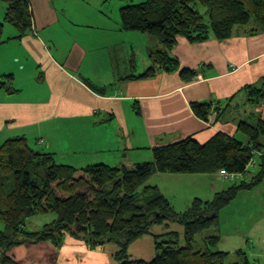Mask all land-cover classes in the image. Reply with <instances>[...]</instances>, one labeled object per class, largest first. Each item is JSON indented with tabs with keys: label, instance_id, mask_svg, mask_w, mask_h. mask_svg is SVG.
<instances>
[{
	"label": "crops",
	"instance_id": "crops-1",
	"mask_svg": "<svg viewBox=\"0 0 264 264\" xmlns=\"http://www.w3.org/2000/svg\"><path fill=\"white\" fill-rule=\"evenodd\" d=\"M91 1L28 0L31 30L18 39L14 27H3L0 77L9 75L12 80L0 91V144L21 136L34 149L53 153L61 165L130 169L152 162L155 148L186 138L205 144L223 133L246 143L247 138L237 131L238 124L254 123L256 118L264 121V102L250 104L243 92L264 79L263 33L248 35V28L236 27L227 40L197 44L178 37L170 54L180 68L196 72L194 79L185 82L178 72L136 79L152 66L149 55L161 49L160 44L145 34L121 30L119 10L130 2L121 7L117 4L112 13L106 10L110 0ZM135 39H140L138 47ZM210 102L225 108L221 117L210 115L205 122L194 116L191 103ZM39 140L44 141L43 146ZM260 170L252 167L250 180L240 184L250 185ZM176 178L201 187L200 191L181 192L174 188ZM233 185L218 173H155L138 191L143 196L149 188H156L175 212L182 213L195 198L212 201ZM246 196L253 199V214L247 211L249 201L240 200ZM236 217L246 221L242 227H249L232 228L244 239L246 249L255 244L264 249V176L256 186L236 193L208 235H219L217 231L223 228L226 231L228 221L238 226ZM36 219L28 222L32 231L45 224L37 219L36 227L32 223ZM173 233L182 244L180 225L152 226L129 246V257L151 260L155 239ZM254 249H249L250 255L257 256ZM116 252L113 243L89 251L82 242L65 236L59 247L51 242L24 244L13 247L8 256L17 264H118Z\"/></svg>",
	"mask_w": 264,
	"mask_h": 264
},
{
	"label": "trees",
	"instance_id": "trees-1",
	"mask_svg": "<svg viewBox=\"0 0 264 264\" xmlns=\"http://www.w3.org/2000/svg\"><path fill=\"white\" fill-rule=\"evenodd\" d=\"M1 1L6 11L0 22V45L5 42L4 24L17 30L18 39L32 28L28 0ZM119 18L122 31L145 34L161 46L149 55L152 66L136 79L153 78L157 72H178L183 81L190 82L196 72L180 68L170 54L177 38L190 44L224 41L234 35L236 27L248 28V35L264 34V0H142L122 6ZM11 80L9 75L0 77V91ZM243 92L250 104L263 103L264 79L261 85L247 86ZM190 108L205 122L210 115L221 117L225 110L217 102L191 103ZM237 131L247 138L246 143L223 133L205 144L186 138L155 148L152 162L130 169L102 164L84 168L61 165L53 153L32 148L24 137L5 140L0 146V222L4 225L0 231V264H17L8 256L15 246L51 242L59 247L65 236L97 245L115 244L118 252L114 260L118 264H225L228 253L216 248L218 237L209 236L208 230L218 225L220 211L239 190L256 186L264 176V121L240 122ZM38 143L44 145L43 140ZM254 153L259 154L256 169L261 170L250 185L235 184L209 202L195 198L182 213L175 212L156 188H149L143 196L138 191L155 173L225 171L237 175L228 180L232 182L252 169L248 165ZM50 214L54 218L38 231L27 228L34 217ZM168 222L183 228L182 244L176 233L167 234L160 241L155 239L151 260L129 257L128 248L134 241L147 235L152 226ZM199 240L202 246L197 244Z\"/></svg>",
	"mask_w": 264,
	"mask_h": 264
},
{
	"label": "rangeland",
	"instance_id": "rangeland-1",
	"mask_svg": "<svg viewBox=\"0 0 264 264\" xmlns=\"http://www.w3.org/2000/svg\"><path fill=\"white\" fill-rule=\"evenodd\" d=\"M91 2L95 3L96 1L93 0ZM124 2H130L131 3L130 0H110V4L106 7V10H108V11H110L112 13H114V12L116 13L117 4L121 7V5ZM133 2L136 3V2H138V0L137 1L134 0ZM94 3H91V4H94ZM5 11H6V5H5V3H3L0 0V22H2V23H3V18H4ZM4 27H13V26H11L9 24H5ZM4 35H5V32H3V36ZM152 39L157 43L156 39H154V38H152ZM134 43H136V45H137L136 47H138V45L140 44V39H135ZM139 63H140V61H137V65H139ZM2 144L3 143H1L0 146ZM251 170H252L251 168L246 169V174L243 176V178H240V177H242V176H240L235 181H232L231 184L232 185L233 184L234 185L235 184L236 185L240 184V182L244 181V179L249 181L250 177H251L250 175L253 173V171L255 169H253V171H251ZM167 184L170 186L173 183L167 182ZM175 184H176V186L174 188H176V189L180 188L181 192H183L185 190L186 192H191L192 191L193 193H196L197 191H200V188H201V187H194L192 183H188L186 181H184V183H182V179H179V178H176ZM251 187L252 186H250V188ZM196 195L197 194H192L191 196H196ZM182 199H184V198H182ZM182 199H180V200H182ZM244 199H246L250 203L248 206H246L247 207V211L250 214H253V212H252V210H253V203H252L253 199L251 197H248V196H246V198L245 197H240V200H244ZM191 202H190V204H191ZM34 218L43 219V223H49L54 217H53V215L50 214V215H46V216H37V217H34ZM37 219L33 220V222H32L33 225H35L36 227L39 226L38 223H34L35 221L39 222V220H37ZM236 219H237L238 226H235L230 221H228V224H227L228 227H227L226 231H224L225 228L217 231V233L220 235V239L218 240L216 248L221 249L222 252H227L228 253V256H227V259L225 261V264H243L244 262H247L248 264H264V255H263L264 249L258 247L256 244L255 245H249L247 247V249H246L244 239H242L241 237L238 238L237 234L235 233V231L232 230V228H238V229L249 228V227H242V225L246 221H243L240 217H236ZM27 228L29 230H31L32 229V225L30 223H28L27 224ZM3 229H4V225L0 222V231H2ZM209 231L210 230H208V232ZM205 233L206 232H204V234ZM228 233H230V236L226 235ZM219 235H216V237L219 238ZM69 237L74 239V240H76V241L82 242L85 245V248L87 250H89V251H94V250H96V249H98V248H100L102 246V245H97V243H95L93 241L85 240L83 238L82 239H77V238H74V237H71V236H69ZM251 241L254 242L253 240H251ZM197 244L202 246L201 245L202 243H200V242L197 243ZM252 248H255L254 251L258 253L257 256L250 255L249 249H252Z\"/></svg>",
	"mask_w": 264,
	"mask_h": 264
},
{
	"label": "built area",
	"instance_id": "built-area-1",
	"mask_svg": "<svg viewBox=\"0 0 264 264\" xmlns=\"http://www.w3.org/2000/svg\"><path fill=\"white\" fill-rule=\"evenodd\" d=\"M259 154L258 153H254V157H253V159L251 160V162L249 163V165H248V167H255L256 166V157L258 156ZM247 167V168H248ZM218 175L220 176V177H222V178H224V179H228V180H233L234 178H235V176H237V175H234V174H229V173H227V172H225V171H220L219 173H218Z\"/></svg>",
	"mask_w": 264,
	"mask_h": 264
}]
</instances>
